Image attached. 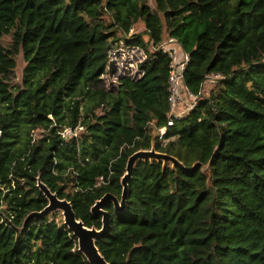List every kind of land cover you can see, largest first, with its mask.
Here are the masks:
<instances>
[{"label":"trees","instance_id":"16d2710c","mask_svg":"<svg viewBox=\"0 0 264 264\" xmlns=\"http://www.w3.org/2000/svg\"><path fill=\"white\" fill-rule=\"evenodd\" d=\"M169 36L189 53L184 84L199 97L162 144L170 59L153 48ZM120 43L146 58L113 93L101 76ZM211 73L222 77L200 96ZM152 146L186 169L135 162L124 208L102 206L104 259L264 264V0H0V264H89L60 213L26 220L48 204L38 178L100 229L91 207L120 199L128 157Z\"/></svg>","mask_w":264,"mask_h":264},{"label":"water","instance_id":"95a60500","mask_svg":"<svg viewBox=\"0 0 264 264\" xmlns=\"http://www.w3.org/2000/svg\"><path fill=\"white\" fill-rule=\"evenodd\" d=\"M155 159L162 160L164 162L169 161L173 166H179L186 169L182 163H180L175 157L166 153H161L154 148L149 150H138L128 157L125 173L121 178L122 192L120 199L111 193L104 194L98 199L91 207V212L95 215L102 216V227L96 229L94 227H87L83 221L77 218L71 202L66 198H59L56 193L51 192L50 189L43 184L38 178L37 186L43 192L44 196L48 200V204L41 211L31 212L26 220L31 217L44 216L50 212L61 211L63 224L72 232L73 236L77 239L78 250L85 256L89 264H109L104 257L98 251L96 247V241L108 231L109 227V214L103 210V204L110 200L113 203V207L116 211L122 210L125 206L127 195V182L132 176L135 162L137 160ZM198 163H195L192 168H196Z\"/></svg>","mask_w":264,"mask_h":264},{"label":"built area","instance_id":"2783aa9c","mask_svg":"<svg viewBox=\"0 0 264 264\" xmlns=\"http://www.w3.org/2000/svg\"><path fill=\"white\" fill-rule=\"evenodd\" d=\"M133 30L131 29L130 32ZM131 49H135L136 51H141L139 48L131 47ZM154 50H160L162 53L168 55L169 62V70L167 76V92H168V104H169V112L168 119L165 125L157 127L155 126V134L160 143L173 140L175 136L167 137V133L170 131L171 127L174 126L175 122L179 121L181 118L185 117L188 113H190L197 105V100L199 95L193 94L191 91L187 89L184 84V72L186 66L189 63V53H187L178 42L175 37H167L163 39ZM143 53V52H142ZM144 55V53H143ZM221 75L219 73H211L209 74L202 86L206 84L216 83L219 79H221ZM203 89V87H202ZM202 94H200L201 96ZM151 124V123H150ZM68 129H65L66 131ZM63 131V133H64Z\"/></svg>","mask_w":264,"mask_h":264},{"label":"rangeland","instance_id":"374dc122","mask_svg":"<svg viewBox=\"0 0 264 264\" xmlns=\"http://www.w3.org/2000/svg\"><path fill=\"white\" fill-rule=\"evenodd\" d=\"M151 6L154 7L153 2H151ZM189 29L191 32L195 33L196 27L195 23L189 24ZM132 30L134 32H141L143 31V25L142 23H137L132 27ZM132 33V32H130ZM147 38V37H146ZM4 43L9 42V38L5 37L3 39ZM146 58V55L142 53V51H136L135 49H131L130 47H126L123 44H119L111 53H110V66L106 68V72L101 76L102 80V86L105 89H108L111 92H117L119 87V79L122 76L130 74L131 76H138L136 70H137V64L141 61H143ZM25 62L22 59L21 54L17 58V66L15 70L11 74V80L13 83H20L21 77H22V69ZM213 84H206L203 86L202 89V95L207 97L210 94V91L212 90L211 87ZM81 131V127H78L74 130H66L64 131L66 136H70L72 134H78ZM155 136V132H153ZM173 140L175 139L172 138ZM162 144H165L162 142ZM153 148V146L151 147ZM150 148V149H151ZM203 171H206V166L203 167ZM57 214L61 211H57ZM62 216V214H61ZM63 219V218H62Z\"/></svg>","mask_w":264,"mask_h":264}]
</instances>
